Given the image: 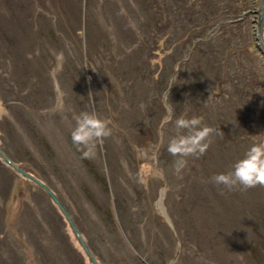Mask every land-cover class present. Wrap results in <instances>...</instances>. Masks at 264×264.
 <instances>
[{
  "label": "rangeland",
  "instance_id": "374dc122",
  "mask_svg": "<svg viewBox=\"0 0 264 264\" xmlns=\"http://www.w3.org/2000/svg\"><path fill=\"white\" fill-rule=\"evenodd\" d=\"M5 43L28 98L0 97V143L51 185L99 264H264V187L211 181L264 144V0H0ZM86 111L113 126L92 159L71 140ZM180 116L223 133L178 175ZM45 197L0 165L4 264H90ZM21 215L43 226L27 223L17 249Z\"/></svg>",
  "mask_w": 264,
  "mask_h": 264
},
{
  "label": "clouds",
  "instance_id": "9594fccd",
  "mask_svg": "<svg viewBox=\"0 0 264 264\" xmlns=\"http://www.w3.org/2000/svg\"><path fill=\"white\" fill-rule=\"evenodd\" d=\"M110 125V121L94 112H83L77 118L71 131V140L82 158H94L97 147L113 134V126ZM174 128L175 135L169 139L167 151L177 158L174 171L178 175L186 167L187 158L203 156L210 147L211 137L223 133L220 129L204 124L203 116L177 117ZM211 181L229 192L264 187V144L251 145L244 156L234 162L231 171L215 174Z\"/></svg>",
  "mask_w": 264,
  "mask_h": 264
},
{
  "label": "trees",
  "instance_id": "16d2710c",
  "mask_svg": "<svg viewBox=\"0 0 264 264\" xmlns=\"http://www.w3.org/2000/svg\"><path fill=\"white\" fill-rule=\"evenodd\" d=\"M7 46L8 45L6 43L2 47L0 46V97H3L1 100L5 103L6 106H17V107H20L21 109H23V105H20V104L15 103V100L22 101V103H23L28 98V95H27V93H26V91L24 89L25 88L24 86L21 85L17 89V85H15L14 82L18 80L20 82L26 83V80H25L24 77H18L16 79V76H14V73H10V71H9V68H10L9 65H11V64L13 65L14 62L9 57L10 48L7 47ZM3 86H5V87L3 88ZM15 86H16V88L13 90L12 88L15 87ZM8 89H9V91L12 92V94H10V95L7 94V92H8L7 90ZM9 99H11L12 102H9ZM0 148L2 149V151L6 155L8 154L1 143H0ZM7 156L12 161H14L15 163L17 162L9 154ZM0 165L3 166V168H5V166H6L4 163L3 164L0 163ZM48 186L53 190V188L51 187V185L48 184ZM39 190L44 194V196H46L45 198L48 199L47 200V202H48L49 201V198L47 197V195L42 191V189L39 188ZM58 198L62 201V199L59 196H58ZM62 203H63V201H62ZM63 204H64L65 208L67 209L68 213H70L69 212V209L67 208V206L65 205V203H63ZM33 211H34V209L31 208V207H27V209H26V212L27 213H32ZM70 216H71V214H70ZM20 217L22 219L19 222V226L17 228L15 227V229L13 231V234H15V235L12 236L13 237V240L11 239V242H12L11 245H13V246L16 245L17 246V249H19L20 245L22 244V241H23V235H22V233H23V229L27 226V223L28 224H31L32 223V225H34L36 227H42L43 226V224H42L43 222H41V220L39 222H37V218L38 217H36L35 215H33L31 217L32 220L30 219V217H26V220L25 221H24V216L23 215H21ZM72 219L74 220V218H72ZM74 223H76L75 220H74ZM1 226H2V223H0V227ZM3 237H4L3 236V232L0 231V239H3ZM13 260L17 261V259L13 258V256H12V261ZM0 261L3 262V264H4L5 259L0 258ZM22 262H23V258H22ZM16 264H19V263L16 262Z\"/></svg>",
  "mask_w": 264,
  "mask_h": 264
},
{
  "label": "water",
  "instance_id": "95a60500",
  "mask_svg": "<svg viewBox=\"0 0 264 264\" xmlns=\"http://www.w3.org/2000/svg\"><path fill=\"white\" fill-rule=\"evenodd\" d=\"M0 160L10 167L14 172L20 174L22 177L32 181L35 185L41 188L44 193L48 196L50 201L56 206L60 214L62 215L63 219L65 220L70 232L72 233L73 237L75 238L77 244L79 245L80 249L86 256L87 260L90 264H99L90 249L88 248L85 240L83 239L81 233L78 231L72 217L68 213L67 209L65 208L62 201L57 197V195L50 189L48 185H46L43 181L37 178L35 175L30 173L29 171L25 170L23 167L12 161L0 148ZM162 194V189H160V195ZM160 199V197L158 198Z\"/></svg>",
  "mask_w": 264,
  "mask_h": 264
},
{
  "label": "bare ground",
  "instance_id": "6f19581e",
  "mask_svg": "<svg viewBox=\"0 0 264 264\" xmlns=\"http://www.w3.org/2000/svg\"><path fill=\"white\" fill-rule=\"evenodd\" d=\"M163 196V195H162Z\"/></svg>",
  "mask_w": 264,
  "mask_h": 264
}]
</instances>
